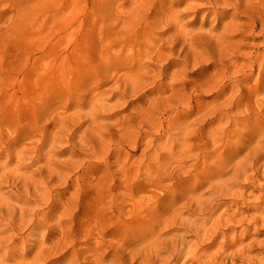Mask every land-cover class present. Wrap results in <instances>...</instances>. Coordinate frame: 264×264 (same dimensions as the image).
I'll return each instance as SVG.
<instances>
[{"label":"rangeland","instance_id":"1","mask_svg":"<svg viewBox=\"0 0 264 264\" xmlns=\"http://www.w3.org/2000/svg\"><path fill=\"white\" fill-rule=\"evenodd\" d=\"M189 1L0 0V264H109L123 252L129 264L138 251L140 264L184 234L197 199L213 197L232 165L221 157L246 154L254 79L234 88V65L262 38L241 44L233 65H215L212 50L195 60V38L172 51L168 18L178 33L202 26L205 0L196 18ZM232 13L217 25L209 16L201 37ZM218 212L199 225L203 236L223 228ZM200 246L175 264H197ZM258 247L250 254L262 256Z\"/></svg>","mask_w":264,"mask_h":264},{"label":"bare ground","instance_id":"2","mask_svg":"<svg viewBox=\"0 0 264 264\" xmlns=\"http://www.w3.org/2000/svg\"><path fill=\"white\" fill-rule=\"evenodd\" d=\"M204 2L205 4H203V7L205 11L201 13L202 26L197 30L189 29L190 31H185L183 33H178V30L172 31L173 29L171 30V28L174 25L175 20L173 17H171L172 19H167V24L164 23L163 25L164 28H167V30H165V35L168 36L167 42L172 45L171 50L173 51L175 46L177 47L181 41L189 43V41L195 38L198 42L193 54L195 60L203 54H210L209 52L212 50V54L218 56V59H215L214 61L215 65H217L216 63H221L225 66L238 63L237 60L234 61L235 55L240 52L239 46L245 43L248 38H253L254 40L256 38H262L257 44L256 42H254L255 45L252 43L256 47V50L250 54V57L247 58L246 62L234 65L236 68L238 65L239 67L238 70L236 69V73L234 71L235 78L232 80V83H234L235 86L234 88L240 91L244 82L248 83L250 80L254 79L253 84L248 89L249 95L251 93L249 98L251 97L254 99L253 101L256 106V109L253 111L256 120L253 121L254 125L252 132L249 133V145L246 154L240 156L238 153H232V155L230 154L231 157L227 155L229 157L228 159L221 157L220 160L223 164L229 162L228 164L232 163V165L227 170V173L219 171L220 177L218 176V178L220 179L212 185L210 189L211 196L213 197L210 196L211 198L207 199H197L194 204L191 205L186 222L183 224L185 230L184 234L180 236L178 235L177 239L171 238L172 240L168 241L167 244L165 243L161 248L152 250V253L147 258L142 259L140 264H175L180 260V256L186 254L184 252L190 250V247L194 244L201 245L200 249L204 250V253L201 255L199 253V256L198 251L194 249L191 251L193 255H191L192 259L196 261L197 264H264V254H262V256L261 254L256 256L250 254L251 251L258 246L261 250L264 249V239L259 240L257 236L264 234V0H205ZM188 7L195 11L196 15L194 14V18L198 17L197 13L201 11L200 7L202 6H197L196 0H190ZM229 10H233V13L230 14L229 21L223 24L221 31L214 32V30L210 28L208 33L202 38L200 33L204 32L202 31L203 24L209 20V16H212L214 19L213 21L217 22L215 23L217 25L219 19ZM238 36L240 37L236 39ZM151 44L152 46L149 47L150 51L148 54L151 55L155 50L157 56L160 58L158 55L160 48L158 50L154 42H151ZM183 45L185 46V44ZM180 51L185 54V60L189 61L191 57L190 53H185L183 46ZM199 63L200 62H198V64ZM238 74H240L242 78H239ZM136 76L132 75L128 77L129 82L134 89L140 85V78L138 79ZM184 87L186 88V86ZM234 94L237 95L235 92ZM243 97L241 96L237 100L233 99L232 102L236 103L237 108L244 106ZM247 106L245 108H248ZM251 116L253 117V115ZM214 133L215 132L209 133V137L212 140H214ZM184 144H186V142ZM251 169L253 174L250 176V184L246 186L242 185L243 187H241L243 189H248L241 190L240 194H234L233 188L236 184H239L238 182L243 179V176L247 177L249 175L246 174ZM226 174H228L230 178L228 177L224 179L221 177ZM213 180L214 179L211 181ZM228 199H230V201H227ZM221 209L222 212H220ZM217 211L220 213L218 221L225 219V222L221 221L224 222L221 224L223 225V228H221L219 224L214 226L215 229L213 228V231L210 229L211 234H209V236H203V231H201L199 227L204 226L214 214H217ZM177 217L178 214L174 215V218ZM238 228H242L239 235ZM251 231H254L255 234L251 235ZM228 232L232 234L230 235ZM219 236H221L223 240L213 246L212 244H216L215 242ZM248 238L249 241H247ZM206 240L209 241L207 245L201 244ZM41 250L44 251L43 249ZM123 253H120V257H117L116 259L113 258L114 260L112 259L109 264H125L126 259H124L125 261L122 260V257L125 255ZM139 254V251L137 254H134L133 258H130L131 262L129 264H134V261L140 257H137ZM10 255L11 254H9V256ZM97 260L99 261V264H104V259L102 257ZM126 264H128V262Z\"/></svg>","mask_w":264,"mask_h":264}]
</instances>
